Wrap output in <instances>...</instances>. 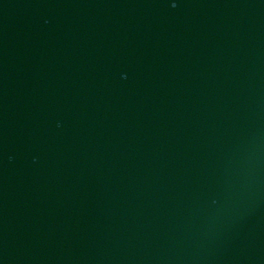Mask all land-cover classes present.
Here are the masks:
<instances>
[{"label": "water", "instance_id": "95a60500", "mask_svg": "<svg viewBox=\"0 0 264 264\" xmlns=\"http://www.w3.org/2000/svg\"><path fill=\"white\" fill-rule=\"evenodd\" d=\"M0 264H264V0H0Z\"/></svg>", "mask_w": 264, "mask_h": 264}]
</instances>
